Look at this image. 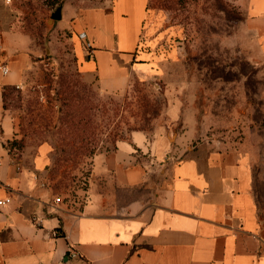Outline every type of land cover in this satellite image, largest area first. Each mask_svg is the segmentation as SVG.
I'll return each mask as SVG.
<instances>
[{"label": "crops", "instance_id": "crops-1", "mask_svg": "<svg viewBox=\"0 0 264 264\" xmlns=\"http://www.w3.org/2000/svg\"><path fill=\"white\" fill-rule=\"evenodd\" d=\"M150 1L64 5L79 68L103 90L158 75L163 60L141 41ZM244 10L264 58V0H248ZM82 31L96 47L92 58ZM33 52L30 36L0 12V63L10 68L0 70V198H12L0 206V264H264V207L242 143L219 133L216 116L194 103L174 99L167 125L135 129L97 151L82 201L55 202L47 146L21 147V117L11 105L27 85Z\"/></svg>", "mask_w": 264, "mask_h": 264}, {"label": "rangeland", "instance_id": "rangeland-1", "mask_svg": "<svg viewBox=\"0 0 264 264\" xmlns=\"http://www.w3.org/2000/svg\"><path fill=\"white\" fill-rule=\"evenodd\" d=\"M247 1L151 0L140 37L163 60L158 75H135L126 89L108 92L97 76L80 70L66 16L51 19L68 0H0L9 27L34 45L27 85L11 101L21 117L19 142L31 152L46 144L64 202L82 201L97 151L135 129L167 125L175 99L211 110L219 133L231 132L242 143L252 189L264 207V58L246 22Z\"/></svg>", "mask_w": 264, "mask_h": 264}, {"label": "built area", "instance_id": "built-area-1", "mask_svg": "<svg viewBox=\"0 0 264 264\" xmlns=\"http://www.w3.org/2000/svg\"><path fill=\"white\" fill-rule=\"evenodd\" d=\"M79 38L82 40L83 42V45H84V49H85V52H86V55L88 58H92L94 57L95 55V51H96V47L94 45V42L93 40L89 37L88 33L86 31H82V32H79ZM0 70L3 72V73H8L10 71V68L9 66L2 62L0 63ZM1 163V162H0ZM55 202L57 203H60L63 201V198L61 195H57L55 198H54ZM12 201V198L9 196L7 198H0V206L4 205L5 203H8V202H11ZM69 255L72 256V257H78L79 256V252L78 250L75 249L74 246H69Z\"/></svg>", "mask_w": 264, "mask_h": 264}, {"label": "water", "instance_id": "water-1", "mask_svg": "<svg viewBox=\"0 0 264 264\" xmlns=\"http://www.w3.org/2000/svg\"><path fill=\"white\" fill-rule=\"evenodd\" d=\"M62 18V6H59L51 15L52 20H58Z\"/></svg>", "mask_w": 264, "mask_h": 264}, {"label": "trees", "instance_id": "trees-1", "mask_svg": "<svg viewBox=\"0 0 264 264\" xmlns=\"http://www.w3.org/2000/svg\"><path fill=\"white\" fill-rule=\"evenodd\" d=\"M17 143V140L12 141V145H15Z\"/></svg>", "mask_w": 264, "mask_h": 264}]
</instances>
